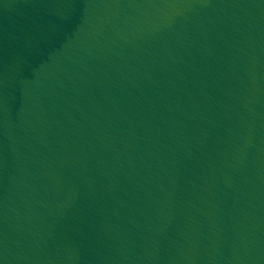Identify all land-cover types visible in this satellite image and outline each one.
Returning <instances> with one entry per match:
<instances>
[{
  "label": "water",
  "instance_id": "1",
  "mask_svg": "<svg viewBox=\"0 0 264 264\" xmlns=\"http://www.w3.org/2000/svg\"><path fill=\"white\" fill-rule=\"evenodd\" d=\"M0 264H264V0H0Z\"/></svg>",
  "mask_w": 264,
  "mask_h": 264
}]
</instances>
